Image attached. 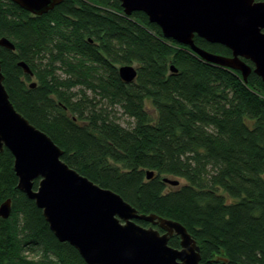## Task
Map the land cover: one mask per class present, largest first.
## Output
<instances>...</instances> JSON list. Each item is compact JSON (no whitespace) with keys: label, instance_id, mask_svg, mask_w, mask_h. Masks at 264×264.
I'll list each match as a JSON object with an SVG mask.
<instances>
[{"label":"trees","instance_id":"trees-1","mask_svg":"<svg viewBox=\"0 0 264 264\" xmlns=\"http://www.w3.org/2000/svg\"><path fill=\"white\" fill-rule=\"evenodd\" d=\"M3 36L16 46H0L9 97L64 150L65 162L119 193L139 213L181 222L201 247V264H264V80L259 75L252 71L245 81L239 71L205 61L166 38L144 12L124 14L120 0H62L42 15L0 0ZM194 42L232 55L226 46L197 35ZM19 61L31 67L36 86ZM134 62L137 77L126 83L117 65ZM58 68L68 78L57 74ZM78 84L94 96L82 89L74 100L71 89ZM107 104L122 109L133 125H122ZM148 170L155 171L151 179ZM8 198L12 213L0 218V264H87L18 188L14 156L4 148L0 204ZM169 244L180 248V237L174 235Z\"/></svg>","mask_w":264,"mask_h":264},{"label":"water","instance_id":"water-1","mask_svg":"<svg viewBox=\"0 0 264 264\" xmlns=\"http://www.w3.org/2000/svg\"><path fill=\"white\" fill-rule=\"evenodd\" d=\"M12 1L42 15L62 0ZM120 1L124 14L144 12L166 38L189 46L205 61L239 71L245 81L252 71L264 80V0ZM196 35L226 46L232 55L198 47ZM0 46L16 48L5 36L0 37ZM18 65L33 76L27 62ZM118 72L126 83L137 77L134 65H122ZM4 78L0 59V152L4 148L12 152L18 188L42 209L60 241L77 248L87 264H201V247L181 222L156 213H139L119 193L70 167L62 159L64 150L51 136L15 108ZM154 175L147 171L148 179ZM164 181L179 184L170 177ZM11 213L12 199L8 198L0 204V218L7 219ZM138 219L152 225L143 226ZM174 235L180 237V248L169 244Z\"/></svg>","mask_w":264,"mask_h":264},{"label":"rangeland","instance_id":"rangeland-1","mask_svg":"<svg viewBox=\"0 0 264 264\" xmlns=\"http://www.w3.org/2000/svg\"><path fill=\"white\" fill-rule=\"evenodd\" d=\"M121 65H123V64H118L117 66L118 67H120ZM130 65H134L135 67H137V63H132V64H130ZM57 74H60V76L62 77V78H68V74L63 70V69H61V68H58L57 69ZM73 79H75L74 77H73ZM38 79L35 77V76H33V79L31 80V81H28L29 83L30 82H36L37 84H38ZM84 90L85 89V91H86V93L88 94V96H90V97H93L94 96V92L92 91V90H90V89H88L87 87H85V85H82V84H78V85H76L75 87H73L72 89H71V91L72 92H74V95H73V97H74V100L75 99H77L78 97H80L81 96V90ZM100 97L99 96H97V98H96V100H100L99 99ZM107 105H109V104H107ZM108 108V111L110 112V114L113 116V117H116L117 119H118V121L122 124V125H124V126H132L133 125V119H131V118H129L126 114H124L123 113V110L122 109H120L119 107H114V106H108L107 107ZM148 109H151V107H149ZM33 256V255H32Z\"/></svg>","mask_w":264,"mask_h":264},{"label":"bare ground","instance_id":"bare-ground-1","mask_svg":"<svg viewBox=\"0 0 264 264\" xmlns=\"http://www.w3.org/2000/svg\"><path fill=\"white\" fill-rule=\"evenodd\" d=\"M67 163V162H66ZM68 164V163H67ZM69 165V164H68ZM70 166V165H69ZM71 167V166H70ZM73 168V167H72ZM75 169V168H74ZM76 170V169H75ZM152 171H154V170H152ZM79 172V171H78ZM155 172V171H154ZM165 178V177H164ZM163 181H164V179H163ZM165 182V181H164ZM168 183V182H167ZM170 184V183H169ZM170 185H172V184H170ZM177 185H179V184H177ZM177 185H172V186H177Z\"/></svg>","mask_w":264,"mask_h":264}]
</instances>
